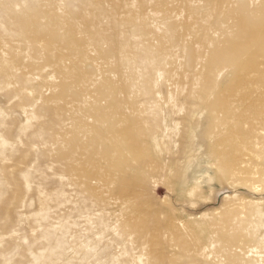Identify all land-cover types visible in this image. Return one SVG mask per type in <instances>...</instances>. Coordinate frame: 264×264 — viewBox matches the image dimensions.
I'll return each mask as SVG.
<instances>
[{"label": "rangeland", "instance_id": "374dc122", "mask_svg": "<svg viewBox=\"0 0 264 264\" xmlns=\"http://www.w3.org/2000/svg\"><path fill=\"white\" fill-rule=\"evenodd\" d=\"M0 264H264V0H0Z\"/></svg>", "mask_w": 264, "mask_h": 264}]
</instances>
